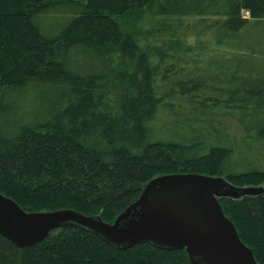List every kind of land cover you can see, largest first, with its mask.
<instances>
[{
	"label": "trees",
	"instance_id": "1",
	"mask_svg": "<svg viewBox=\"0 0 264 264\" xmlns=\"http://www.w3.org/2000/svg\"><path fill=\"white\" fill-rule=\"evenodd\" d=\"M184 174L264 184V0H0L1 195L112 224ZM219 204L264 264V194ZM0 264L190 263L67 228Z\"/></svg>",
	"mask_w": 264,
	"mask_h": 264
},
{
	"label": "water",
	"instance_id": "2",
	"mask_svg": "<svg viewBox=\"0 0 264 264\" xmlns=\"http://www.w3.org/2000/svg\"><path fill=\"white\" fill-rule=\"evenodd\" d=\"M262 194L264 186L237 188L219 177L166 175L145 185L137 201L112 224L72 210L27 213L0 194V237L23 249L54 231L73 228L117 251L149 244L164 251L184 250L190 264H257L219 200Z\"/></svg>",
	"mask_w": 264,
	"mask_h": 264
},
{
	"label": "rangeland",
	"instance_id": "3",
	"mask_svg": "<svg viewBox=\"0 0 264 264\" xmlns=\"http://www.w3.org/2000/svg\"><path fill=\"white\" fill-rule=\"evenodd\" d=\"M261 186H264V184H261ZM261 186H257V187H254V188H258V187H261ZM235 187L242 188L241 186H235ZM252 187L253 186H251V187L244 186L243 188H252ZM42 213H49V212H42ZM241 224H242L243 228L245 227V229H247V231H249L250 233L254 231L253 226L247 221V219H243L242 222H241Z\"/></svg>",
	"mask_w": 264,
	"mask_h": 264
},
{
	"label": "built area",
	"instance_id": "4",
	"mask_svg": "<svg viewBox=\"0 0 264 264\" xmlns=\"http://www.w3.org/2000/svg\"><path fill=\"white\" fill-rule=\"evenodd\" d=\"M248 16V13L247 12H245V17H247Z\"/></svg>",
	"mask_w": 264,
	"mask_h": 264
}]
</instances>
